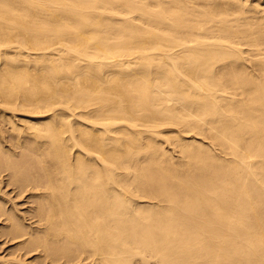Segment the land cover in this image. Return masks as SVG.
I'll return each instance as SVG.
<instances>
[{
  "label": "bare ground",
  "instance_id": "6f19581e",
  "mask_svg": "<svg viewBox=\"0 0 264 264\" xmlns=\"http://www.w3.org/2000/svg\"><path fill=\"white\" fill-rule=\"evenodd\" d=\"M0 264H264V0H0Z\"/></svg>",
  "mask_w": 264,
  "mask_h": 264
}]
</instances>
